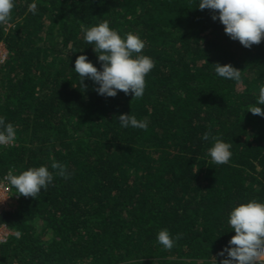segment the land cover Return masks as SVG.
<instances>
[{
	"label": "trees",
	"instance_id": "trees-1",
	"mask_svg": "<svg viewBox=\"0 0 264 264\" xmlns=\"http://www.w3.org/2000/svg\"><path fill=\"white\" fill-rule=\"evenodd\" d=\"M28 2L0 25V117L16 130L0 175L44 165L53 181L0 214L13 231L0 264H210L234 235L230 208L264 202V118L246 110L264 85V38L243 47L198 0H35V15ZM103 20L138 34L154 61L140 98L98 95L88 79L83 89L72 70L82 53L99 70L81 25ZM216 63L240 80L217 77ZM120 113L147 127L121 128ZM205 131L231 145L228 163L211 162ZM160 229L178 236L171 249Z\"/></svg>",
	"mask_w": 264,
	"mask_h": 264
},
{
	"label": "clouds",
	"instance_id": "clouds-1",
	"mask_svg": "<svg viewBox=\"0 0 264 264\" xmlns=\"http://www.w3.org/2000/svg\"><path fill=\"white\" fill-rule=\"evenodd\" d=\"M14 0H0V25L10 20ZM200 10L209 9L214 13L212 19L219 20L224 33L232 40L238 41L243 47L249 48L264 38V0H198ZM27 12L35 15V0L27 3ZM83 41L92 46L99 62V70L88 60L86 54L76 56L72 70L78 75L84 89V80L88 79L96 85L98 95L114 97L117 91L125 95L131 93L133 98L144 94L145 76L154 67V61L142 54L144 41L138 34L127 32L121 36L117 30L103 20L89 27L81 25ZM217 77L225 80L239 81L240 70L231 64H213ZM264 85L259 86L255 103L248 105L246 110L253 115L264 118ZM121 128L147 127V122L137 119L130 113H120L116 117ZM16 139V130L12 123L0 117V147L11 146ZM202 141H211L207 148V156L213 164H226L231 157V145L205 131L200 137ZM51 169L56 175L67 179L70 173L65 166L53 160ZM7 183L15 189V193L35 198L42 189H46L53 181L49 168L41 165L28 167L18 173L12 170L6 174ZM227 224L234 235L222 245L210 264H264V256L259 251L264 244V202L250 199L234 204L227 213ZM156 242L164 249H171L177 235H170L167 229H160L155 236ZM219 257V259H217Z\"/></svg>",
	"mask_w": 264,
	"mask_h": 264
},
{
	"label": "built area",
	"instance_id": "built-area-1",
	"mask_svg": "<svg viewBox=\"0 0 264 264\" xmlns=\"http://www.w3.org/2000/svg\"><path fill=\"white\" fill-rule=\"evenodd\" d=\"M8 55V50L4 43H0V64L4 63ZM6 175H0V214L5 210L15 209L17 205L18 195L12 191L11 186L5 179ZM13 234L4 223L0 222V246L5 243L9 236ZM261 250V251H260ZM259 251L264 255V245H261Z\"/></svg>",
	"mask_w": 264,
	"mask_h": 264
},
{
	"label": "rangeland",
	"instance_id": "rangeland-1",
	"mask_svg": "<svg viewBox=\"0 0 264 264\" xmlns=\"http://www.w3.org/2000/svg\"><path fill=\"white\" fill-rule=\"evenodd\" d=\"M9 26H10V23H7V24H6V27L8 28ZM260 251H261V250H260ZM262 256H264V255H262Z\"/></svg>",
	"mask_w": 264,
	"mask_h": 264
}]
</instances>
